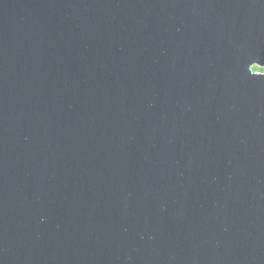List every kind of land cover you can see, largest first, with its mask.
I'll use <instances>...</instances> for the list:
<instances>
[{
	"label": "water",
	"instance_id": "95a60500",
	"mask_svg": "<svg viewBox=\"0 0 264 264\" xmlns=\"http://www.w3.org/2000/svg\"><path fill=\"white\" fill-rule=\"evenodd\" d=\"M0 264H264V0H0Z\"/></svg>",
	"mask_w": 264,
	"mask_h": 264
},
{
	"label": "flooded vegetation",
	"instance_id": "af4514ba",
	"mask_svg": "<svg viewBox=\"0 0 264 264\" xmlns=\"http://www.w3.org/2000/svg\"><path fill=\"white\" fill-rule=\"evenodd\" d=\"M255 68V67H254ZM257 68V67H256ZM257 69H259V68H257ZM257 69H255V70H257Z\"/></svg>",
	"mask_w": 264,
	"mask_h": 264
},
{
	"label": "trees",
	"instance_id": "16d2710c",
	"mask_svg": "<svg viewBox=\"0 0 264 264\" xmlns=\"http://www.w3.org/2000/svg\"><path fill=\"white\" fill-rule=\"evenodd\" d=\"M254 69H257L256 67Z\"/></svg>",
	"mask_w": 264,
	"mask_h": 264
}]
</instances>
